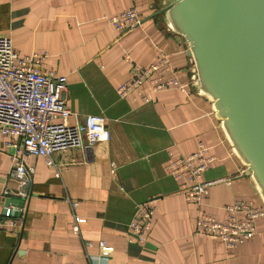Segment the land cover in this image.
Returning <instances> with one entry per match:
<instances>
[{
    "label": "crops",
    "instance_id": "1",
    "mask_svg": "<svg viewBox=\"0 0 264 264\" xmlns=\"http://www.w3.org/2000/svg\"><path fill=\"white\" fill-rule=\"evenodd\" d=\"M129 7L140 13L139 23L115 31L106 18ZM156 9L157 0H0V35L21 56L44 54L43 68L66 77L68 123L102 115L107 131L91 147L54 152L53 165L41 156L24 157L33 170L25 214L20 229L0 228V264H264V215L255 236L232 250L197 232L200 211L222 219L223 207L234 200L263 205L210 102L188 87L183 45L157 16L143 21ZM161 53L172 63L165 77L187 89L161 90L149 101L135 93L119 97L131 64L147 66ZM8 141L15 138L0 135V197L4 188L18 189L9 175L14 150ZM200 143L211 158L203 179L227 178L229 184L211 185L197 204L184 197L185 179L175 180L166 166ZM146 200L155 206L146 240L129 242L128 223ZM75 217L84 218L78 233L71 228ZM101 241L113 247L106 260Z\"/></svg>",
    "mask_w": 264,
    "mask_h": 264
},
{
    "label": "built area",
    "instance_id": "2",
    "mask_svg": "<svg viewBox=\"0 0 264 264\" xmlns=\"http://www.w3.org/2000/svg\"><path fill=\"white\" fill-rule=\"evenodd\" d=\"M140 13L135 7L126 8L108 16V24L118 32H125L139 23ZM44 54L35 53L21 56L12 46L8 36L0 35V135L14 137L8 141L12 146V166L10 176L18 182V189L4 188L2 196H15L20 206H5V214L0 215V228L20 229L31 184L32 167L25 163L26 156L44 157L48 165H53L51 155L69 147L88 146L107 138L105 117L89 114L82 122L69 124L72 114L66 103V77L43 68ZM172 68L167 54L147 66L131 64L128 78L117 88L123 98L135 93L141 100L149 101L150 94L161 90L187 89L176 78H166ZM136 98V99H137ZM205 147L199 144L197 151L170 162L167 172L175 180L185 179L183 194L186 200L200 204L209 192V187L218 182L229 184L227 178L205 180L203 173L209 167L210 157L204 155ZM77 205L76 201L71 202ZM222 219L199 212L196 221L197 232L210 238L221 240L227 250H232L257 232L256 221L264 215V207L252 200L237 199L224 207ZM155 210L153 201L137 204L128 223L129 242L143 243L150 230ZM14 212L15 214H11ZM84 218L75 217L71 225L75 233ZM101 259L106 260L113 247L99 242Z\"/></svg>",
    "mask_w": 264,
    "mask_h": 264
},
{
    "label": "water",
    "instance_id": "3",
    "mask_svg": "<svg viewBox=\"0 0 264 264\" xmlns=\"http://www.w3.org/2000/svg\"><path fill=\"white\" fill-rule=\"evenodd\" d=\"M154 16L183 45L188 87L210 102L264 205V0H157L143 21ZM0 205L22 202L2 196Z\"/></svg>",
    "mask_w": 264,
    "mask_h": 264
},
{
    "label": "bare ground",
    "instance_id": "4",
    "mask_svg": "<svg viewBox=\"0 0 264 264\" xmlns=\"http://www.w3.org/2000/svg\"><path fill=\"white\" fill-rule=\"evenodd\" d=\"M262 203V202H261ZM263 205V204H262ZM263 207H264V205H263Z\"/></svg>",
    "mask_w": 264,
    "mask_h": 264
}]
</instances>
